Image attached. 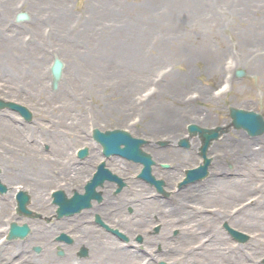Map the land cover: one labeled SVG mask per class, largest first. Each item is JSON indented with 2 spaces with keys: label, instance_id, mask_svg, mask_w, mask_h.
<instances>
[{
  "label": "rangeland",
  "instance_id": "rangeland-1",
  "mask_svg": "<svg viewBox=\"0 0 264 264\" xmlns=\"http://www.w3.org/2000/svg\"><path fill=\"white\" fill-rule=\"evenodd\" d=\"M20 11L28 13L26 20L16 19ZM4 24L11 25L9 50L15 49L18 57H13L21 67L9 81L0 74V97L27 105L33 117L27 121L9 107L0 108V179L7 184H32L39 174L33 177L30 172L41 165L50 174L65 173L70 158L63 164L55 161L57 152L48 137L52 133L60 135L58 146H65L62 150L76 161V147L92 141L95 127L127 129L147 139L143 148L152 153L147 142L154 140L161 146L165 134L173 133L166 145L175 147L176 139L188 133L189 122L227 125L229 130L210 149L215 155L209 174L194 181L187 200L192 211L187 224L176 220L179 215H172L174 210L168 211L182 196L175 195L172 182L171 187L166 184V175L153 172L164 179L169 194L161 199V218L153 222L163 223L161 260L166 264H264V133L251 136L235 128L229 111L236 106L264 115V0H0V29ZM55 57L64 61L57 88L52 87L50 69ZM239 68L244 75H236ZM165 119H170L168 126ZM153 123L158 129L154 135L149 132ZM194 138L192 147L177 145L179 150L193 151L185 162H175L174 156L161 152L155 163L195 166L201 156L200 138ZM19 141L21 146L16 145ZM245 141L252 143L257 155L251 154ZM136 166L133 178L142 168ZM56 180L36 178L35 184H59ZM8 202L0 196V264H21L18 245L30 238L6 236L13 219ZM61 219L53 216L51 224ZM225 223L246 232L248 240L238 242ZM60 233L55 240L62 243ZM109 233L116 240L108 244L118 247L124 241ZM98 234L97 239H104ZM32 244L43 246L37 239L29 240L25 254L30 264L47 258ZM66 253L65 263L75 260L68 249ZM139 262L145 264L140 258Z\"/></svg>",
  "mask_w": 264,
  "mask_h": 264
},
{
  "label": "flooded vegetation",
  "instance_id": "flooded-vegetation-1",
  "mask_svg": "<svg viewBox=\"0 0 264 264\" xmlns=\"http://www.w3.org/2000/svg\"><path fill=\"white\" fill-rule=\"evenodd\" d=\"M93 134H90L91 140L86 145H81L76 147V157L77 160L74 161V164L78 161V168H79V180L78 183L70 184L72 183L69 181L68 178H72V176H69L68 173H63L61 171H58V174H53V177L51 179H55L57 177L59 184H35V177L32 180V184H9V189L5 193H0L1 199L6 201H11L12 206V218L17 219L19 223H27L29 226V232L27 236H39L44 234L47 230H49L51 225V217L56 216V207L54 208V211L52 210V206H55V196L54 192L55 190H62L64 196L62 197V200H68L72 197V195L75 192L78 193H84L86 192V183L90 177L97 171L98 176L95 178L96 190L100 192L99 195L92 196L88 203L89 205H84L80 207L79 210H77L73 214H65L61 218L70 219L73 216H77L79 219L76 222V226L74 228L63 229L64 231L70 233L72 235V232L75 233L76 236H79V234L82 231H78V229L83 227H88L90 224L92 226H95V230L91 232L83 233L80 237H74L73 241L71 242H57L55 240V237H53V241H56V255L58 254V247L59 245H62L64 248V257L66 253V249H68V254L74 257V262L71 260V262H67L66 264H79V261H84L86 259V262H83L82 264H99L94 262V255H92V249L96 248L98 246L97 240L103 241L108 240L112 241L113 239L116 240L115 237L110 236L109 232L114 233L118 238H121L122 241L121 245L118 247L115 244H109L111 247L113 246V249L116 248V250L119 248L122 251L127 252L128 256H131L128 258V261L131 259H134V257L137 259L138 264L139 258L140 260L144 261L145 264H166V261L161 260L162 254L164 252V248L162 245V238L163 235L161 233L162 231V225L163 223L157 222L153 223L154 220L157 221L161 218L164 210L162 206L161 199L163 197H166L164 193H161L157 190L156 185L150 183L148 180L138 176L140 180L144 183L145 186V197L141 198V196L137 198H131V195L137 194L136 190L133 188L131 190V184H128L127 180L130 178L122 172L121 169L117 168L120 171H113L110 168V165L106 164L108 161V157L115 156L116 158H119L121 160H124L126 162H130L131 160L123 157L119 154L112 153L110 155H107L104 150L102 149L101 144L95 141V139L92 136ZM164 136L165 140V146L164 144H157V142H147L148 147L151 149L152 154L154 155V149H162V152H164L162 146L164 148H167V151L165 153H169V157L174 156L175 162L183 163L186 160L189 159L188 152L192 153L193 151H185L184 149L180 150L179 155L181 156V159L177 154L172 152L171 150L178 149L179 147L177 145L179 144V139L181 138H174L176 139L175 147L173 146H167L166 144L170 143L172 141L171 137L173 136V133L165 134ZM171 136V137H170ZM193 137H191L188 141V144L185 147H192L194 145L193 140H191ZM154 143V146L152 145ZM99 145V147H98ZM93 146L95 150L93 153H97V155L88 157L84 159L86 155L89 153V148ZM153 146V147H152ZM182 146V145H181ZM83 147H88V151L86 155H80L79 149ZM213 147V145L211 146ZM148 148V149H149ZM193 150V149H190ZM163 153H161L162 155ZM154 158H161V156L157 155ZM105 162V167L108 168L113 174L116 176H112L107 172V170L100 169V165L102 162ZM83 162V163H82ZM167 163L169 164L167 167L163 164ZM177 163V165L179 164ZM73 164V165H74ZM176 164L173 166H177ZM172 163L169 161H163V160H157L156 163L153 164L154 171L160 173L162 177H165L166 175V184L171 187L172 182V188H174L175 195L178 193V183L177 181L181 178L179 175L177 177L172 176V178H177L176 180L172 181L171 176L166 174V171L171 169ZM183 166V165H182ZM177 166L179 168L180 173H183L185 167ZM121 174L119 176L118 174ZM72 174V173H71ZM56 175V176H55ZM69 176V177H67ZM65 177V178H64ZM71 180V179H70ZM49 180H47L48 182ZM169 181V182H168ZM45 182V181H42ZM147 182V183H146ZM37 183V182H36ZM111 184V186H110ZM155 187L157 191H154L149 188ZM154 188V189H155ZM21 189H25L28 192L29 201H28V209L29 212L25 213L23 211H20L17 209L19 201H21L23 198L20 197L19 191ZM181 192V191H180ZM120 194H122V198L120 197ZM179 195V194H178ZM177 195V196H178ZM115 198L112 200H109V197ZM155 197H158L159 202L156 203H150V204H144L142 203L144 199H155ZM183 197V196H182ZM78 204H83L87 202V199H85L82 196L75 197ZM8 202V203H9ZM86 204V203H85ZM111 205L113 208H111ZM175 210L174 215H181L182 219H176L177 221L181 222L182 224L188 222L190 217L187 210L189 209L186 207L184 208V205L175 203ZM128 210V211H127ZM53 211V212H52ZM130 212L131 214H128L127 212ZM52 215V216H51ZM130 217H133L129 220ZM12 219V220H13ZM188 219V220H187ZM11 220V221H12ZM20 220V221H19ZM187 224V223H186ZM131 225H134L133 228H130ZM149 227V232L147 231L146 227ZM67 227V226H66ZM113 228H117L120 233L114 231ZM98 229V230H96ZM144 229V230H143ZM62 230V231H63ZM60 231V232H62ZM59 233V232H58ZM57 233V234H58ZM103 236L104 239H97L96 235ZM174 233L179 234V229L175 228ZM39 234V235H38ZM56 234V235H57ZM55 235V236H56ZM101 237V236H100ZM111 237V238H110ZM65 244H71L64 246ZM75 245V246H72ZM84 246H86V251H84ZM25 251L27 250V246L24 247ZM32 248H34V244L32 245ZM74 248V249H72ZM98 249V247H97ZM42 251V249H41ZM40 251V252H41ZM23 252V251H22ZM74 252V253H73ZM85 252V253H84ZM76 255L77 257L73 256ZM84 254V255H82ZM58 256V255H57ZM60 257V256H59ZM88 257V258H86ZM158 258V259H157ZM127 261L128 264H130ZM49 262V261H48ZM76 262V263H75ZM125 262V264H127ZM60 264V263H58ZM100 264H103V262Z\"/></svg>",
  "mask_w": 264,
  "mask_h": 264
},
{
  "label": "bare ground",
  "instance_id": "bare-ground-1",
  "mask_svg": "<svg viewBox=\"0 0 264 264\" xmlns=\"http://www.w3.org/2000/svg\"><path fill=\"white\" fill-rule=\"evenodd\" d=\"M2 24H1V26H2ZM11 29H12L11 25H8V24H4L3 27L0 29L1 30L0 40H2L1 43H0V74H2L3 76H6L8 81H9V79L12 78L11 76L16 75L15 72L17 71L18 68L21 67V65H19L17 63L18 59L16 58V60H15V58L13 57V56L18 57L17 52H15V49L14 50L13 49L9 50L11 47H13L12 46L13 43L11 42L12 41ZM5 30H8V32L6 33ZM16 48H17V51L19 53V49H18L17 45H16ZM7 51L10 52V54ZM13 52H14V54H13ZM3 63H8L9 66H7V64L3 66ZM162 121H163L165 126H168V124H170L169 123L170 119H165V120H162ZM173 122L175 124H178L179 123L178 118L177 119L173 118ZM169 126L170 127H174L175 125H169ZM156 128L157 127H155V125L153 123V127L152 126L149 127V132H151L150 134L154 135V133H156L157 130H158ZM171 130H172V128H171ZM78 136L80 138L84 137L83 133H78ZM78 136H76V137H78ZM48 137H49V139H53L52 140V147H54L56 149V152H57V155L54 158L55 161L58 162V163H62L63 164V163H67L68 162V158H70V163L66 165V166H68V168L66 169V173H68L69 176H72V178L71 177L68 178L69 181H73L72 184L78 183V180H79V175H78L79 171L78 170H79V168L77 166H78L79 162L77 161L76 164H74V158H72V156L69 154V151H66V153H65V151H64L65 150V146L61 147V148L58 146L59 140H60L59 138H61L59 134L52 133V135L51 136L48 135ZM191 140H193V143H194V140H196V139L192 138ZM150 141L154 142V140H150ZM57 142H58V144H57ZM245 142L247 144L246 145L247 149L249 151H250V149L252 150L251 154L257 155L258 152L254 151L251 148L252 143L248 142V141H245ZM197 143H199V142H197ZM16 145L17 146L18 145L21 146L22 145L21 141H19ZM152 145L154 146V143H152ZM62 149H64V150H62ZM94 150H95V148L93 146H91L89 148L88 155L84 156L85 157L84 159H86L88 157H91V156H94V155H97V153H93ZM163 150H164V152H166L167 148H163ZM7 151L9 152L11 150L7 149ZM174 151H175V154H177V156H179V158L181 159V156L179 155L180 150H178V149L171 150V153L172 152L174 153ZM161 152H162V149H154L153 159L157 155L161 156ZM106 164L110 165V168L113 171H115V170L116 171H120L117 168L121 169L122 172L124 174H126L130 178L129 180H127V182H128V184H131V190H133V188H134L136 190V192H137V194L131 195V198H134V197L137 198L139 196H141V198L142 197L146 198L145 195H144V193H145L144 183L142 182V180H140L138 178H133V173H135L136 170L139 169V167H137L138 165L136 166V163H133L131 161L130 162H126L124 160L116 158L115 156H110V157H108V161L106 162ZM153 171H154V167H153ZM32 172H30V173H31V175L33 177H34L36 172L39 174V177L35 175L36 178L39 180V182H42V181L47 182V180H51V178L53 177V174H50V173H48L45 170V166L44 165L38 166L37 169L35 168L34 170H32ZM22 173H24V172H22ZM166 174L171 176L170 180L173 179L172 176L177 177V175H179L180 178H183V176H184L183 173H180V170H179V168H177V166L171 167V169L166 171ZM69 176H67V177H69ZM243 178H244V181H247V176H243ZM187 180H188V178H187ZM195 182H192V180H188V181L184 182L182 185L179 186L180 189H178L177 195L179 194L178 196H183V197L180 198V200H178L175 203H178V204L184 203L185 206L189 207L190 203H189V201L187 202V200H189L188 196L191 195L190 193H192V190H193V188L195 186V184H194ZM239 182L240 181H238L237 184H240ZM246 185H248V184H244V188L245 189H243V190H247L248 189L247 188L248 186H246ZM110 186H111V184H110ZM164 187L166 188V186H164ZM165 188L163 190H165ZM120 197L122 198V194H120ZM114 198H115V196L114 197L110 196L109 200H111V199L113 200ZM174 198H176V197L174 196ZM159 200L160 199H158V197H155V199H151V200H149L147 198V199H144V201L142 203H144V204H150V203H156V202L158 203ZM27 202H28V199H27ZM159 203L161 204V202H159ZM163 205H165V202L163 203ZM168 206H170V205H168ZM173 206H170L168 208V211L169 210H175V206H177V205H173ZM111 208H113L112 205H111ZM237 210L239 211L240 208H238ZM187 212H188L189 216H191L192 211H190L188 209ZM172 215H174V212H173ZM179 217H180L179 219L183 218L181 215H179ZM78 219L79 218L77 216H73L70 219L64 218V219H61L60 221L53 222V224L50 225L49 230H47L42 235L38 234L39 236H37V235L36 236H27L30 239L33 238V239H37V240L41 241L43 246H42V252L39 253V254H42V253H46L47 254V258H48L49 262L44 261V259H47V258H44V259L37 258L36 259L37 260L36 264H58V263L66 264L64 262V259H66L67 254L64 256L63 259H58L57 256H56V251H55L56 250V243H55L56 241H53V240L50 241V238L55 237V235L58 232L62 231L66 226H71V228H74L76 226V222H77ZM241 223H242V219H241ZM244 225L245 226H250L251 224L250 223H245ZM95 228L96 227L92 226L91 224L88 227H86V228L85 227L80 228V229H78V231H82V232L77 237H80L83 233H86L87 231L88 232L94 231ZM96 230H98V229H96ZM29 240L21 242L20 244L18 243L19 244L18 245L19 254L17 256V260L23 262L21 264H30V257L25 254L26 251H25V248H24V247L27 246V243L29 242ZM97 243H98V246H100V247H98V249L97 248H94V250L92 249V255H94L93 259H95L94 260L95 263H97V261H98L99 264H100V262L101 263L103 262V264H125V262L127 263L128 258L131 257V256L127 255V252L122 251L120 248H119V250L118 249L116 250V248L113 249V246L111 247L106 242V240H103V241L97 240ZM113 243H115L114 239H113ZM53 247H54V250L52 249ZM100 248L102 249V252H100L101 254L99 252L95 251V250H99ZM9 255L5 256L4 261L7 262V261L10 260ZM72 261H74V260H72ZM70 262H71V259H70ZM83 262H86V259L84 261H82V262L79 261V264H82ZM129 263L130 264H138V261L134 257V259L129 260Z\"/></svg>",
  "mask_w": 264,
  "mask_h": 264
},
{
  "label": "water",
  "instance_id": "water-1",
  "mask_svg": "<svg viewBox=\"0 0 264 264\" xmlns=\"http://www.w3.org/2000/svg\"><path fill=\"white\" fill-rule=\"evenodd\" d=\"M27 17H28L27 13L22 12L18 14L17 18L18 20H20ZM62 68H63L62 60L56 58L52 66V72L54 74V79H55L54 80L55 86L57 85V82L62 75ZM243 73L244 70L242 69L237 71L238 75H242ZM6 106L20 111V113L24 115V117L28 120L32 118V112L25 105L11 100L6 101L0 99V108ZM230 110H231V116L233 118L232 123L235 127H243L247 129L250 134H260L264 132V117L261 113L252 110L236 108V107H230ZM189 130L192 133H200L203 139V146L201 149L205 161L200 166L188 170V176H189L188 180H196L208 174V165L211 159L207 157V148L213 139L217 138L221 132L225 131V128H223L222 126L208 128V127L200 126L197 123H191L189 124ZM96 133L102 135L100 139L105 144V147L107 149L119 150L123 154L127 155L128 157L134 160L144 162L145 167L143 169V172L150 173L151 164L153 160L151 159L150 154L140 149V144L144 143L145 141L144 139L133 137L128 131L118 128L113 130H106L105 132L96 129ZM121 143H125V146L123 148L120 147ZM184 143H186V141ZM188 180L186 179L184 182ZM157 183L161 187L160 184H162L163 181L157 180ZM0 187H3V183L1 182V180H0ZM70 205L73 206L72 203ZM226 225L239 240L246 241L249 238V236L246 233L230 227L228 223H226ZM26 231H27V226L25 225L24 226L13 225L10 238L15 237L16 232L22 233L24 235Z\"/></svg>",
  "mask_w": 264,
  "mask_h": 264
}]
</instances>
